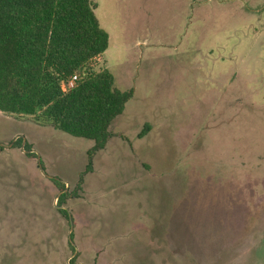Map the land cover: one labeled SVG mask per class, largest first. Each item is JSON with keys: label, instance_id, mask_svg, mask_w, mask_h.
Returning a JSON list of instances; mask_svg holds the SVG:
<instances>
[{"label": "rangeland", "instance_id": "1", "mask_svg": "<svg viewBox=\"0 0 264 264\" xmlns=\"http://www.w3.org/2000/svg\"><path fill=\"white\" fill-rule=\"evenodd\" d=\"M92 1L133 95L87 170L92 139L0 111V264H264V0Z\"/></svg>", "mask_w": 264, "mask_h": 264}, {"label": "trees", "instance_id": "2", "mask_svg": "<svg viewBox=\"0 0 264 264\" xmlns=\"http://www.w3.org/2000/svg\"><path fill=\"white\" fill-rule=\"evenodd\" d=\"M95 8L92 0H0V111L92 139L86 170L133 95L132 89L114 86L112 73L99 67L108 33ZM73 75L77 78L68 87ZM24 148L36 156L28 144ZM52 180L60 192L57 204H62L70 192L61 180ZM81 183L82 177L77 189ZM60 211L68 219L66 209Z\"/></svg>", "mask_w": 264, "mask_h": 264}, {"label": "built area", "instance_id": "3", "mask_svg": "<svg viewBox=\"0 0 264 264\" xmlns=\"http://www.w3.org/2000/svg\"><path fill=\"white\" fill-rule=\"evenodd\" d=\"M77 76L76 75H73L67 82V86L68 87H72L74 85V82L76 80Z\"/></svg>", "mask_w": 264, "mask_h": 264}, {"label": "water", "instance_id": "4", "mask_svg": "<svg viewBox=\"0 0 264 264\" xmlns=\"http://www.w3.org/2000/svg\"><path fill=\"white\" fill-rule=\"evenodd\" d=\"M24 142V141H23ZM23 142H22V144H23ZM38 162H39V159H38ZM69 222H70V225L72 224V222H71V217L69 216ZM75 254V252H73L72 253V255H74Z\"/></svg>", "mask_w": 264, "mask_h": 264}, {"label": "flooded vegetation", "instance_id": "5", "mask_svg": "<svg viewBox=\"0 0 264 264\" xmlns=\"http://www.w3.org/2000/svg\"><path fill=\"white\" fill-rule=\"evenodd\" d=\"M73 256V255H72ZM70 263V262H69ZM71 264V263H70Z\"/></svg>", "mask_w": 264, "mask_h": 264}, {"label": "crops", "instance_id": "6", "mask_svg": "<svg viewBox=\"0 0 264 264\" xmlns=\"http://www.w3.org/2000/svg\"><path fill=\"white\" fill-rule=\"evenodd\" d=\"M58 195V194H57Z\"/></svg>", "mask_w": 264, "mask_h": 264}]
</instances>
